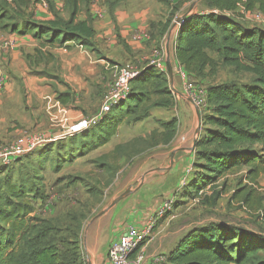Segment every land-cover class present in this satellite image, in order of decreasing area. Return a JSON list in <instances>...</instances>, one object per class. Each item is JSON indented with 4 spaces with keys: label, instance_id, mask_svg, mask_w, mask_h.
<instances>
[{
    "label": "trees",
    "instance_id": "obj_1",
    "mask_svg": "<svg viewBox=\"0 0 264 264\" xmlns=\"http://www.w3.org/2000/svg\"><path fill=\"white\" fill-rule=\"evenodd\" d=\"M46 1L54 16L48 21H36L32 14L7 17V11H0V22L19 19L1 25L2 32L28 35L40 42V48L25 55L28 64L48 63L51 54L43 51L46 47L68 48L74 44L93 50L92 23L78 19L82 4L89 0H64L67 19L60 16L53 1ZM255 1L264 13V0ZM1 2L6 4L4 0ZM241 2L203 0L204 15L186 16L182 20L174 37V59L190 79L214 77L219 67L254 77L249 85H216L206 90L208 109L201 113L202 126L194 141L193 175L187 190L198 196L206 188H213V196L205 198L208 204L211 198L218 199L226 192L225 181L220 191H216L215 186L221 179L240 175L229 203L249 213L261 214L264 211L261 187L264 180V31L245 30L227 17L225 13L235 10ZM171 23L170 17L163 32L169 31ZM138 71L139 75L131 82L128 99L82 133L80 145L87 144L88 152L109 144L122 125L142 123L152 109L174 106L175 99L164 71L149 64ZM158 123L160 131L155 129L149 136L152 147L167 146L176 136V119ZM121 150V145L114 148L116 154ZM29 190L21 183L0 186V264H85L79 244L83 219L75 215L64 221L38 215L34 205L36 193L32 195ZM259 218L264 225V215ZM164 264H264V238L223 223L197 227L179 240Z\"/></svg>",
    "mask_w": 264,
    "mask_h": 264
},
{
    "label": "rangeland",
    "instance_id": "obj_2",
    "mask_svg": "<svg viewBox=\"0 0 264 264\" xmlns=\"http://www.w3.org/2000/svg\"><path fill=\"white\" fill-rule=\"evenodd\" d=\"M4 1L6 4L0 0V11H7V17L11 15L18 16L19 14L34 15L37 10H40L42 14L50 13L49 4L46 0ZM120 1L122 0H117V3ZM162 1L168 5L167 7L170 10L166 15H168V18L171 17V27H177L176 24L180 18L196 14L204 15L206 12L203 0ZM57 3L59 6L61 5V14L64 15L61 17L67 18L68 13L64 0H57ZM87 3L81 7L82 16L89 12ZM124 5H126L125 0ZM225 14L245 30L260 29L264 31V13L259 9L255 0H250V2L249 0H242L235 10ZM16 20L19 21V19ZM16 20L10 18L0 22V58L4 56L8 58L12 52L11 49L18 45L16 56L18 58L15 59L17 64L11 68V71L25 69V67L32 70L33 66L28 65L24 57L33 54V51L30 53L23 52L20 43L14 45L13 48L1 46L8 35L1 31V25H7ZM169 32L170 30L166 33V36ZM95 35H97V32ZM54 49L60 48L55 47ZM101 54L103 53H97L98 57ZM212 56L215 57L214 54ZM150 60L141 63H134L135 60H132V62L119 61L110 64V67L128 64L140 70L148 65ZM161 64L168 77V65L162 55ZM170 66L172 71L170 88L175 99L174 106L171 108H154L150 111L149 118L142 123L122 125L118 130V134L106 146L88 152L87 144L80 145L81 133L74 138V142H70L71 137L55 142H40L33 151L10 165H4L0 162V186L7 183H21L30 189L29 193L32 195L36 193L34 205L38 209V215L48 219L57 217L64 221H69L75 215L83 219L79 244L85 264H88L83 251L85 228L99 213H102L107 204L111 203L110 200L114 196L118 198L126 190H130L132 193L149 181L152 182L168 173H172L174 170L172 167L176 161L181 160L183 156L191 155V151L194 150V141L197 139L202 126L201 113L204 109H208V104L202 108H197L191 101L190 89L193 88V91L202 89L206 92L209 86L229 84L244 86L251 84L254 79L251 74L236 73L232 68L219 67L214 77L196 80L187 78L184 73H181L178 70L177 63L174 67L172 64ZM52 70L56 72L55 66L51 68ZM0 71L2 72L0 76H3L7 81L5 69L0 66ZM109 71L111 73L103 78V95L114 81V70ZM97 79H89V83L96 82ZM101 79L98 81H101ZM75 86V89L79 87ZM27 89L29 90V88L19 89V99L6 97L3 94L5 87L0 91V100L4 101V106L0 108V114L4 117H0V119L4 121V125L9 123L6 116L11 112L13 118L20 120L19 123L22 125H24L26 114L31 122L34 121V109L27 108L24 111V105L29 101ZM102 97L101 94H90L88 96L86 103L88 109L85 117H91L98 112ZM172 119L177 120V131L173 141L167 146H150V133L155 129L160 131L158 122H169ZM4 125L0 127V137L5 135ZM12 144H15L13 140L0 142V149L9 147ZM117 145H121L122 149L119 154L114 152ZM172 154L173 156H171ZM182 166H186V162L176 163V171H180ZM190 168L192 169V164L186 168V172ZM191 172L186 178L188 183H190L193 175V171ZM180 176L181 172L170 174V183L179 185ZM239 178L240 175H235L221 179L215 186L216 191H220L221 185L225 181L226 192L218 199L211 198L208 204H206L205 198L213 196V188L208 187L203 190L202 194L195 196L187 190L189 187L187 183L185 188L179 189L171 211L163 215L167 218L156 226L154 224V231L159 230L165 223L174 235H177L181 230H184L185 233L193 228L223 223L242 228L248 233L264 238V225L259 218L264 215V211H261V214L249 213L242 210L239 205L229 203L230 196L236 188ZM261 187L264 203V180L261 181Z\"/></svg>",
    "mask_w": 264,
    "mask_h": 264
},
{
    "label": "crops",
    "instance_id": "obj_3",
    "mask_svg": "<svg viewBox=\"0 0 264 264\" xmlns=\"http://www.w3.org/2000/svg\"><path fill=\"white\" fill-rule=\"evenodd\" d=\"M53 2L61 14V5L59 6L57 0ZM125 3L126 5L124 0L118 3L117 0H89L87 4L89 12L82 16L83 12L80 10L78 19H87L92 23L93 50L74 44L60 49L46 47L43 51H48L52 56H49V62H40L33 66L32 70L25 67L11 71L17 64L18 45L11 49L8 58L6 56L0 58V66L5 69L8 79L3 94L9 99H19V89L29 88L27 89L29 101L24 105V111L27 108L34 109L35 117L31 122L26 114L24 125L19 123L20 120L13 118L12 112L6 116L9 121L7 125L0 119V124L5 127V135L0 137V142L13 140V143L25 144L32 136L52 139L62 134L64 129L89 118L85 117L88 96L101 94L102 97L103 78L111 73L110 64L114 62L135 60L134 63H141L158 54L160 59L162 55L167 65L175 66L177 62L174 59V37L179 27L172 26L168 36L167 32H163L168 18L166 13L170 11L168 5L162 0H125ZM60 16H64L63 13ZM53 17L51 13L42 14L40 10L35 11L33 15L36 21H48ZM62 18L67 19L68 15L67 18ZM4 40L20 43L25 53L40 48V42L28 35L8 34ZM97 53L103 54L98 57ZM54 66L56 72L51 71ZM97 78L102 79L98 81ZM89 79L97 81L89 83ZM75 85L79 87L75 89ZM2 106L4 101L0 100V108ZM0 117L4 116L0 114ZM193 151L190 156H183L181 160L176 161L172 167L173 172H181L180 181L187 173L186 168L192 164ZM182 161L186 162V166L176 171L175 164ZM173 172L149 181L112 207L110 205L116 196L110 200L111 203L107 204L102 215L92 220L85 228L83 251L88 264H110L108 260L110 243L118 239L127 226L134 225L138 229H143L151 221L156 226L167 218L158 217V212L164 202L170 201L173 206L178 195L179 185H173L169 181ZM154 227L151 239L145 243L143 249L147 255L163 256L165 259L179 240L190 231L184 233V230H181L174 235L166 223L159 230L154 231Z\"/></svg>",
    "mask_w": 264,
    "mask_h": 264
},
{
    "label": "built area",
    "instance_id": "obj_4",
    "mask_svg": "<svg viewBox=\"0 0 264 264\" xmlns=\"http://www.w3.org/2000/svg\"><path fill=\"white\" fill-rule=\"evenodd\" d=\"M217 12V11H214ZM177 22V27L180 28L182 20ZM176 27V26H173ZM17 43L14 41L5 40L2 44L5 48H13ZM149 65L155 66L159 70H163L161 59L158 54L149 61ZM114 70V81L102 98V102L98 112L86 119L79 121L75 126L64 129V132L58 137L45 139L42 136L29 137L26 144L15 143L9 147L0 149V162L4 165H10L17 159L22 158L25 154L34 150L36 145L44 141H58L69 137L77 136L89 128L97 125L106 114L112 109L125 102L130 93L131 82L139 75L137 68L131 65H114L111 67ZM180 70V69H179ZM182 73V69L180 70ZM6 80L0 76V91L5 87ZM191 92V101L197 108H202L206 105V92L202 89ZM191 169L187 170L184 178L179 183V189L185 188L188 181L186 180ZM172 209V202L167 201L162 204L158 212V217H162L169 213ZM154 227L152 221L143 229H138L134 225H129L119 236L118 239L112 241L108 250V260L110 264H164L163 256L147 255L143 247L145 243L151 239V231Z\"/></svg>",
    "mask_w": 264,
    "mask_h": 264
},
{
    "label": "water",
    "instance_id": "obj_5",
    "mask_svg": "<svg viewBox=\"0 0 264 264\" xmlns=\"http://www.w3.org/2000/svg\"><path fill=\"white\" fill-rule=\"evenodd\" d=\"M168 79L170 84H172V71H171V66L168 64ZM173 156V154L171 155ZM131 194L130 190H126L124 193H122L118 198H116L110 205V207L114 206L118 201L122 200L124 197L128 196ZM102 213H99L94 219L100 217Z\"/></svg>",
    "mask_w": 264,
    "mask_h": 264
}]
</instances>
